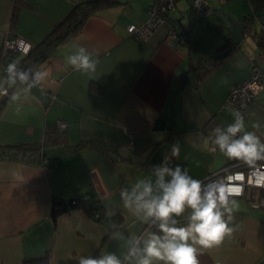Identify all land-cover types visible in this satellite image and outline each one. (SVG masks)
<instances>
[{"label":"crops","instance_id":"obj_1","mask_svg":"<svg viewBox=\"0 0 264 264\" xmlns=\"http://www.w3.org/2000/svg\"><path fill=\"white\" fill-rule=\"evenodd\" d=\"M74 1L23 0L12 17L13 0H0V56L6 34L37 45L69 14ZM193 2L178 1L165 25L141 40L127 28L147 20L152 0H117L88 18L76 36L56 46L39 65L47 72L39 88L21 92L16 102L8 96L0 111L2 152L41 143L45 129L59 119L68 126L66 144L72 151L62 145L49 148L54 164L48 171L0 154V264L40 260L47 251L48 264H77L81 256L109 251L123 258L128 239L156 229L123 207L122 189L151 176L152 165L166 157L172 159L169 167L180 164L195 179L236 163L210 151L209 137L234 120L235 110L226 106L229 90L245 81L254 66L264 72V26L259 41L251 29L245 31L239 49H231L228 39L235 24L264 9V0H206L212 12L204 18L193 15ZM171 26L187 31L185 42L167 44ZM77 47L99 60L92 77L67 63ZM212 56L213 64L195 82L191 63ZM247 111L246 129L264 140V90ZM158 118L166 121L163 131L153 130ZM254 123L260 127L252 129ZM176 143L178 155L172 152ZM53 192L65 201L76 195L99 201L100 218L92 220L75 209L54 224ZM250 196L236 197L234 232L220 246L202 250L199 264H264V209L251 207Z\"/></svg>","mask_w":264,"mask_h":264},{"label":"clouds","instance_id":"obj_2","mask_svg":"<svg viewBox=\"0 0 264 264\" xmlns=\"http://www.w3.org/2000/svg\"><path fill=\"white\" fill-rule=\"evenodd\" d=\"M20 47L24 53L29 50L24 42H20ZM67 63L74 71L92 77L99 60L84 47H77L67 57ZM2 71L0 97L10 96L12 102L20 100L21 92L30 94L33 88H39L47 77L44 70L21 68L19 60L8 63ZM18 84L23 86L20 91L15 90ZM232 115L233 123L213 130V150L229 160L257 168V162L264 161V140L256 131L246 129L241 112ZM251 127L260 126L254 123ZM179 151V143L174 144L173 154L178 155ZM152 169L151 176L138 179L130 190L122 189L121 200L125 209L156 230L128 239V251L123 258L109 251L81 256L77 264H199L202 250L218 247L231 237L234 228L230 225L238 208L236 197L242 195V186L235 182L243 180L242 174H228L205 184L180 164L169 167L161 162L152 165ZM256 182H264V173L259 174Z\"/></svg>","mask_w":264,"mask_h":264},{"label":"trees","instance_id":"obj_3","mask_svg":"<svg viewBox=\"0 0 264 264\" xmlns=\"http://www.w3.org/2000/svg\"><path fill=\"white\" fill-rule=\"evenodd\" d=\"M23 0H13L12 17L21 8ZM117 4V0H76L69 14L64 17L47 35L42 42L32 45L27 54L12 55L4 58L0 56V69L7 66L8 63L19 60L21 68L31 67L38 69L39 65L45 62L51 55L52 51L61 43L76 36L82 29L85 22L92 15L98 13L104 7H111ZM175 8V7H174ZM192 12H194L192 10ZM169 15V14H168ZM194 15V14H193ZM195 16V15H194ZM196 17V16H195ZM198 18V17H197ZM167 21V19H166ZM12 24V23H11ZM12 29V27L10 26ZM178 29V28H176ZM188 35L187 31H185ZM9 34H15L10 32ZM188 37V36H187ZM187 39V38H186ZM261 42H264L262 40ZM228 46V45H227ZM213 56L208 59L198 60L191 63L190 72L196 79L206 74L208 66L213 64ZM3 72V71H2ZM8 101V96L0 97V111L3 105ZM62 145L63 149L71 152L72 149L66 144V130H61L55 124L44 131L43 140L38 144L10 146L3 153V157H15L24 160L28 164H39L45 171H48L54 164V160L48 157L49 148ZM75 149V148H74ZM234 163V162H233ZM101 203L97 200H89L85 196L76 195L69 200H64L58 193L53 192L50 217L55 224L57 218L65 213L75 209L83 210L92 220H98L101 215ZM49 253L47 251L44 258L40 260L25 261L24 264H48Z\"/></svg>","mask_w":264,"mask_h":264},{"label":"built area","instance_id":"obj_4","mask_svg":"<svg viewBox=\"0 0 264 264\" xmlns=\"http://www.w3.org/2000/svg\"><path fill=\"white\" fill-rule=\"evenodd\" d=\"M180 0H152V3L148 7V18L140 26L130 25L127 28V32L131 37L135 39L144 40L148 38L154 31H156L162 25H165L166 18L168 14L174 9L176 3ZM193 14L198 18H204L212 12V8L206 2V0H194L192 5ZM187 34L185 30L179 31L176 27L171 26L167 33V44L171 47L176 46V44L185 42ZM20 42H24L29 45V50L32 45L19 34H6L2 42V56L7 58L12 55L27 54L24 53L20 47ZM253 60V58H251ZM264 90V72H262L257 66L252 68L250 76L240 84L233 86L229 90V94L226 100V106L239 111L244 115L246 119L248 113V107L250 102L255 98V96ZM234 122V120H233ZM232 122V123H233ZM56 125L61 130H67V124L63 120H57ZM214 139V134L209 137V150L214 152V146L212 140ZM162 162L169 165L172 163V159L169 157L164 158ZM240 161L232 163L218 173L210 174L205 178L201 179L207 184L210 181L218 180L225 177L228 174L240 173L243 175L242 181H236L235 183L242 186V197L248 192L250 196V206L253 208L264 209V182L257 184V179L260 173H264V161L257 162V168H251L248 165H244V169H240L243 166H238ZM243 163V162H241ZM252 192H255L253 194Z\"/></svg>","mask_w":264,"mask_h":264},{"label":"water","instance_id":"obj_5","mask_svg":"<svg viewBox=\"0 0 264 264\" xmlns=\"http://www.w3.org/2000/svg\"><path fill=\"white\" fill-rule=\"evenodd\" d=\"M256 18L254 22L253 19ZM264 26V9H258L254 14L245 16L242 19V22H238L235 24L231 30L229 36V43L231 49H236L241 47V41L244 37V32L251 29L253 31V35L256 39L262 40L261 35V27ZM229 50H225L220 57H224ZM183 82L184 77L182 76ZM180 83V81H178ZM166 121L163 118H158L154 124L153 130L154 131H163L165 129Z\"/></svg>","mask_w":264,"mask_h":264},{"label":"rangeland","instance_id":"obj_6","mask_svg":"<svg viewBox=\"0 0 264 264\" xmlns=\"http://www.w3.org/2000/svg\"><path fill=\"white\" fill-rule=\"evenodd\" d=\"M60 120V119H59Z\"/></svg>","mask_w":264,"mask_h":264}]
</instances>
